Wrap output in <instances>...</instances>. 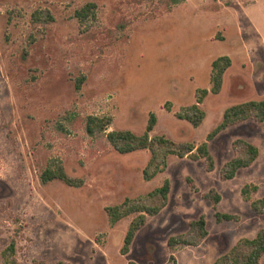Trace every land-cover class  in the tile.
Segmentation results:
<instances>
[{
    "label": "rangeland",
    "instance_id": "1",
    "mask_svg": "<svg viewBox=\"0 0 264 264\" xmlns=\"http://www.w3.org/2000/svg\"><path fill=\"white\" fill-rule=\"evenodd\" d=\"M91 3L80 20L75 11ZM41 13V20L34 13ZM231 65L217 93L210 91L211 61ZM205 112L194 127L175 113L195 102ZM264 99V0H0V264L12 244L18 264H214L240 239L264 229V211L250 200L264 195V121L226 127L207 141L214 168L203 158L168 155L162 172L145 180L148 149L121 153L110 130L163 134L194 145L228 106ZM88 116L109 117L105 131H86ZM243 139L258 148L230 179L219 169ZM60 165L77 181L41 180ZM169 180L167 201L120 253L129 214L111 224L105 208L145 195ZM192 184V185H191ZM257 189L242 197L243 185ZM219 194L213 206L203 195ZM234 219L217 221L214 211ZM203 216L197 245H167ZM258 264H264V253Z\"/></svg>",
    "mask_w": 264,
    "mask_h": 264
},
{
    "label": "trees",
    "instance_id": "2",
    "mask_svg": "<svg viewBox=\"0 0 264 264\" xmlns=\"http://www.w3.org/2000/svg\"><path fill=\"white\" fill-rule=\"evenodd\" d=\"M91 3L85 4L81 9L75 11V16L79 20L87 15ZM41 13L35 12L34 18L41 20ZM230 58L227 55H221L211 61L210 91L217 93L221 87L222 75L226 68L230 66ZM207 89H197L195 102L181 107L175 115L187 120L192 126H198L204 119L205 112L199 106ZM251 119L257 122L264 121V99H250L239 103L232 104L224 109L221 121L206 134L205 141L194 145L191 142H175L167 138L163 134L150 136V131L155 124V115L150 113L145 128L141 134L123 130H110L106 133V138L115 150L121 153L131 152L137 149H148L149 157L142 169V176L145 180L153 178L157 173L162 172L167 165L168 155H176L183 157L190 156L193 159L203 158L207 171L214 168V161L208 149L207 141L212 139L218 132L226 127L240 123L244 120ZM110 123L109 117L88 116L86 121V131L93 133L94 129L105 131L106 126ZM234 155L226 160L219 169L220 179H230L234 176L239 168L249 166L258 155V148L243 139H235L231 143ZM52 178H58L69 185H77V181L69 177L60 165L47 166L41 173V180L47 181ZM192 185V184H191ZM254 184H246L241 187L240 193L242 197L249 200V193L256 191ZM169 192V180L165 178L162 183L153 188L145 195L135 198H125L121 203L105 208L111 224L120 218L129 214H135L130 220L120 253L128 252L129 246L133 240L135 233L145 224L146 217L155 215L167 201ZM209 199L213 206L219 200V194L213 189L203 195ZM251 208L261 213L264 211V195L250 200ZM214 217L217 221L234 219L229 213L214 211ZM207 229L203 216L198 219L189 221V229L186 232L172 235L167 239V245L172 247L178 243L185 245H197L206 236ZM12 244L6 247L2 252V264H18L13 257ZM264 253V229H260L252 239H240L226 254L217 259L214 264H258L260 256ZM52 264H69L64 261H57ZM127 264H138L133 260H129ZM163 264H176L173 254H169Z\"/></svg>",
    "mask_w": 264,
    "mask_h": 264
},
{
    "label": "crops",
    "instance_id": "3",
    "mask_svg": "<svg viewBox=\"0 0 264 264\" xmlns=\"http://www.w3.org/2000/svg\"><path fill=\"white\" fill-rule=\"evenodd\" d=\"M228 56V55H227ZM229 57V56H228ZM230 58V57H229ZM230 61H231V59H230ZM230 65H231V63H230ZM222 84V83H221Z\"/></svg>",
    "mask_w": 264,
    "mask_h": 264
}]
</instances>
